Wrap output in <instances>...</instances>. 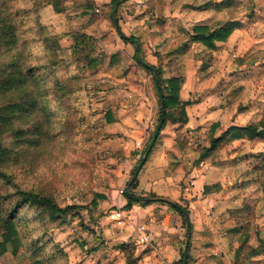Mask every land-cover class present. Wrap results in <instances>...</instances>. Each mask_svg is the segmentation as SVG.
<instances>
[{
	"label": "crops",
	"instance_id": "0c3cea01",
	"mask_svg": "<svg viewBox=\"0 0 264 264\" xmlns=\"http://www.w3.org/2000/svg\"><path fill=\"white\" fill-rule=\"evenodd\" d=\"M101 1L104 5L109 3ZM222 1L170 0L172 15L163 31L157 32L148 25L146 33L141 34L150 43L160 41V49L152 54L147 52L148 64L155 66L156 56L165 55L167 60L185 58L184 82L179 90V99L185 105L179 123L167 122L159 131L136 177L134 193L143 197L154 194L177 203L186 209L188 222L184 224L183 216L163 203L128 207L125 197L128 182L124 191L110 192L112 206L117 210L104 220L115 221L116 227L123 229V239L131 238L121 245L134 248V264H264V179L261 171L250 170L247 160L264 153V133L248 140L235 130L249 125L245 121L256 113L257 104L264 112L260 89L247 105L239 108L246 85L253 86L254 82L264 85V79L259 78L264 74V0H227L228 4L220 9L211 5ZM246 2L256 5L255 8L239 13L241 3ZM129 23L133 28L143 25L134 18ZM169 23L173 25L171 30ZM107 24L106 18L100 17L94 27L87 24L82 32L94 35L107 31L108 38L114 37L116 48L121 49L123 44L113 30H108ZM195 27H206L210 32L228 29L231 33L225 41L215 40L217 48L209 50L190 40L191 29ZM138 30L135 28V32ZM189 30L187 36L184 31ZM102 47L104 52L111 53V45L104 43ZM205 53L210 56L204 61ZM133 65L132 70L136 64ZM117 69L115 65L109 68L117 88L107 98L111 99L114 113L113 122L107 126L122 136L125 143H131V151L136 154L139 141L145 139L153 121L157 90L146 78L145 70L138 69L139 85H132L127 82L131 73L123 76ZM230 128L235 129L221 143V149L207 152L210 139L218 138ZM242 151L247 159L243 153L238 154ZM259 161L264 164L263 156ZM248 191H253L255 198L250 210L244 206ZM143 235L148 236L147 242L143 241ZM98 251L99 248L95 252ZM254 251L259 253L253 254ZM114 252L118 256V251ZM105 257L101 256L100 264L109 261Z\"/></svg>",
	"mask_w": 264,
	"mask_h": 264
},
{
	"label": "rangeland",
	"instance_id": "374dc122",
	"mask_svg": "<svg viewBox=\"0 0 264 264\" xmlns=\"http://www.w3.org/2000/svg\"><path fill=\"white\" fill-rule=\"evenodd\" d=\"M169 1L125 0L120 4L113 5L109 0V3L104 5V1L101 0H62L61 5L64 11L60 14L54 12L51 0H37V6L33 5L34 1L32 0H19L18 4L15 5V8L28 11L27 15L20 18L24 24L26 22L21 27L23 37L36 38V23L43 32L42 40L45 37L51 40L55 38L58 41L61 47L58 58L61 63L56 68L55 76L65 96L64 99L69 111L66 115L59 114L56 121L54 120V123H58V127L53 126L52 128V134L56 139L45 154L42 155L39 149L27 147L18 149L14 135L8 130L0 138V148L18 154L19 163L14 167V182L19 183L23 189L34 188L37 192L52 196L61 208L66 206L91 207L94 200L97 205L95 208H91L93 220L89 219L85 209L79 208L67 215L65 223L59 228H53L50 224L39 222L29 224L31 239L35 240L41 236L40 238L45 242L44 246L46 247L44 257H49V254L54 252L57 260L55 264H100L102 255H106L104 259L109 260L108 262L103 261L104 264H120L121 262L125 264L124 253L120 246L124 240L129 241L131 238L123 239L121 236L123 229L120 226L116 227L115 221L104 219L112 211L117 210L116 207L112 206L110 192L124 191L125 184L131 179L139 161L144 158L145 151L149 147L159 124L160 105L157 97L152 124L145 132V139L139 141L141 145H139L137 153L134 154L131 151V143L129 145L125 143L122 136L107 126L110 123L106 122L105 114L110 112L114 116L113 110L110 108L113 106L110 104L111 99L108 100L107 98L109 93L117 88L109 68L114 65L117 66L120 69L117 70L123 76H127L130 72L127 82L132 85H139V76L136 72L142 68L134 59V44L125 43L119 32L126 38H133L137 41L141 51L138 58L147 63L145 61L147 52L151 51L150 54H152L154 50L160 49V41L150 43L149 38L146 36L143 38L141 34L143 31L146 33L148 25L153 26L157 32L163 31V25L167 22L169 15H172ZM226 4L228 1L224 0L211 5L220 9ZM255 6L248 5L247 2L245 5L241 3L239 13H248ZM100 17L106 18L108 30H113L116 33L123 46L121 49L116 48V40L114 37L109 39L107 31L104 33L99 31V33L90 35L96 40L95 47L99 65L94 70L82 72L73 63L70 54L71 40L69 35L73 32H82V28L87 24H90L88 27H94L95 22L97 23ZM114 18L117 21L116 26L113 22ZM132 18L143 22V25L133 28L129 23ZM125 24L128 28L125 27ZM171 24L169 23L170 30L173 27ZM28 28H32L30 33ZM135 28L140 30L135 32ZM123 29H126V32H123ZM191 30L184 31V33L188 36ZM256 31L259 30L256 29ZM170 33L172 34V31ZM137 34L141 36H137ZM104 43L112 46L111 53L104 52L102 47ZM180 44V46L183 45V43ZM124 48H127L128 51ZM20 49L12 50L9 54H1L4 49L0 50V72L15 58V55L18 62L26 63L25 53L21 54ZM32 49L33 53L42 57L37 43L32 44ZM208 56L210 55L205 53L203 60L205 61ZM41 62L43 61L41 60L39 63ZM32 64L33 66L36 65L35 62ZM133 64H136L134 70H132ZM154 67L160 69L163 83L176 78L183 84V71L186 67L183 56L175 60H167L165 55L156 56ZM144 72L146 78H149L153 87L156 88L151 72L147 70ZM259 78L264 79V74ZM1 81H3L2 77L0 78ZM116 84L125 86V83ZM258 89L264 95V85H256L255 82L253 86L246 85L242 89V93L244 92L243 103L240 104L239 108L247 105L246 102L252 99L253 93H256ZM14 100L13 95L0 93V111L8 104L13 103ZM254 111L256 113L252 117H248L245 124L247 122L249 125L256 124L264 117V112L258 104ZM17 123L14 122V126ZM37 124H40L39 130L41 132L47 129L46 119L42 115L38 118H28V128H38ZM60 128H62L61 133H59ZM192 138L194 140V137ZM195 141L198 142L199 139L197 138ZM133 146L136 147L135 142H133ZM198 147L200 148L201 144ZM219 147L220 145L215 151H219L221 149ZM242 153L244 154L243 151L238 154ZM244 155L247 159L246 153ZM262 156L264 158V153H257L249 158L252 159L251 161L247 160L250 170L261 171L260 176L264 179V164L259 161ZM246 172H249V169ZM115 194L118 195V193ZM95 195H100L103 198L96 199ZM120 195L123 197V194ZM99 214H103L101 219L97 218ZM30 216L31 214H28V218ZM98 248L99 251L96 253ZM114 250L118 251V256ZM1 259L2 264H30L27 254L12 255L10 248L0 257Z\"/></svg>",
	"mask_w": 264,
	"mask_h": 264
},
{
	"label": "trees",
	"instance_id": "16d2710c",
	"mask_svg": "<svg viewBox=\"0 0 264 264\" xmlns=\"http://www.w3.org/2000/svg\"><path fill=\"white\" fill-rule=\"evenodd\" d=\"M18 1L0 0V50L4 49L1 54H9L12 50L21 48V54L25 53L26 58V63L23 64L18 62L15 55V58L0 72V78L2 77L3 80L0 82V93L2 95L11 94L15 97L13 103L8 104L0 111V138L7 133V130L11 131L18 149L23 147L39 149L43 155L47 149L51 148V143H54L56 139L52 134V128L53 126L58 127V123H54V120L56 121L59 114L66 115L69 111L64 99L65 96L55 76L56 68L61 63L58 58V52L61 47L55 38L51 40L44 37V40H42L43 32L36 23V38L23 37L21 27L26 22L24 24L20 18L27 15L28 11L15 8ZM32 1H34V6L38 5L37 0ZM61 1L51 0L52 8L57 14L64 11ZM124 1L111 0V3L117 5ZM113 22L116 26L117 21L115 18ZM31 30L32 28H28L29 33ZM119 34L125 43L131 42L134 44V59L136 63L143 70L151 72L153 76V82L159 98L158 102L159 105L161 102L163 103L164 109V115H161L160 108L158 116L159 123L163 120L160 130L163 129L167 122L171 124L179 123L182 108L185 105L179 99L182 81L172 78L163 83L160 69L138 58V54L141 51L137 41L133 38H126L120 32ZM229 34L230 30L228 29L210 32L206 27H195L192 29L190 40L201 43L209 50H214V41H225ZM69 38L71 40L70 54L76 68L82 72L96 69L99 62H97L98 55L95 47V38L82 32H73L69 35ZM34 43L38 44L42 57L33 53L32 44ZM41 60L43 62L39 63ZM32 62H35L36 65L33 66ZM40 115L46 119L47 129L41 132L39 130L40 124H37L38 128H28V118H38ZM105 118L107 123L113 122L110 112L105 114ZM14 122L18 123L14 126ZM234 129L230 128L218 138L211 139L207 152L215 151ZM235 130H238L240 135L248 140L255 139L264 133V117L256 124H250ZM61 132L62 128L59 130V133ZM17 155L10 150L0 148V257L10 248L12 255L27 254L30 264H55L57 260L54 252L49 254V257H44L46 247L44 246L45 242L40 238L41 236L35 240L31 239L29 224L39 222L50 224L53 228H59L65 223L66 216L79 208L85 209L89 219L93 220L91 208L97 206L96 201L94 200L91 203V207L66 206L61 208L52 196L37 192L34 188L23 189L19 183L14 182V167L19 163ZM140 162L137 166H139ZM130 180L127 183L130 197L125 196L128 207L133 204L147 206L154 202H159L179 212L184 218V224L188 222L185 208L170 200L159 198L154 194H149L145 197L137 196L134 193L136 179L131 184ZM95 198L103 197L95 195ZM254 201L253 191H248L247 197L245 196L244 199L246 209L250 210ZM28 214H31L30 218H28ZM102 217L103 214L97 216L98 219ZM120 249L124 253L125 264H134V248L121 245ZM252 253L257 254L259 251Z\"/></svg>",
	"mask_w": 264,
	"mask_h": 264
},
{
	"label": "water",
	"instance_id": "95a60500",
	"mask_svg": "<svg viewBox=\"0 0 264 264\" xmlns=\"http://www.w3.org/2000/svg\"><path fill=\"white\" fill-rule=\"evenodd\" d=\"M135 44L137 45L136 42H135ZM153 73L155 74V70H154V69H153ZM160 99H161V98H160ZM160 108H161V115L163 116V115H164V109H163V103H162V102H161V104H160ZM162 122H163V120H162V121L158 124V126L156 127L155 132H154L153 137H152V140H151V142H150V145H149V147L147 148V151H146V153H145V155H144V158L142 159V161L140 162L138 168L136 169L135 173L133 174V176H132V178H131V180H130V184L133 183V181L136 179V177H137V175H138V173H139V171H140L142 165L145 163V161H146V159H147V157H148V155H149V152H150L152 146H153L154 143L156 142L157 137H158V134H159V131H160V129H161ZM125 195L130 197L128 189L126 190ZM188 244H189V237L187 238L186 243H185V247H184V261H185V258H186V253H187V249H188Z\"/></svg>",
	"mask_w": 264,
	"mask_h": 264
},
{
	"label": "built area",
	"instance_id": "2783aa9c",
	"mask_svg": "<svg viewBox=\"0 0 264 264\" xmlns=\"http://www.w3.org/2000/svg\"><path fill=\"white\" fill-rule=\"evenodd\" d=\"M142 239H143L144 242H147L149 238H148V236L143 235V236H142Z\"/></svg>",
	"mask_w": 264,
	"mask_h": 264
}]
</instances>
